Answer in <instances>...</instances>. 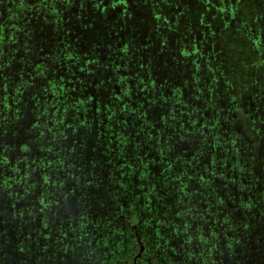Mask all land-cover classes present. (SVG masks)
Segmentation results:
<instances>
[{
	"label": "trees",
	"instance_id": "1",
	"mask_svg": "<svg viewBox=\"0 0 264 264\" xmlns=\"http://www.w3.org/2000/svg\"><path fill=\"white\" fill-rule=\"evenodd\" d=\"M209 2L186 34L137 8L0 0V264L103 243L118 264V213L177 257L161 264H264V0Z\"/></svg>",
	"mask_w": 264,
	"mask_h": 264
},
{
	"label": "flooded vegetation",
	"instance_id": "2",
	"mask_svg": "<svg viewBox=\"0 0 264 264\" xmlns=\"http://www.w3.org/2000/svg\"><path fill=\"white\" fill-rule=\"evenodd\" d=\"M198 1L202 2V6L201 8H199V4ZM210 0H88V2L95 4L97 6H101L102 8H104L105 6H108L110 10H114L113 12H116L120 15H115L117 17L121 18H128V14L124 15L125 12H127L129 10L133 11L135 10L134 8H137L138 11L136 12V17L141 16L140 18H149L152 19V21H154L155 24V28L158 31H165L168 30V28L165 29H161V25L163 24H171V25H176V28H180V29H187V23L189 22V19H199L201 20V23L198 22V25H200V28L203 27L204 29H207L208 27V23L206 21H203L204 19H207V17L209 16V14L211 13V11H209V7L211 6L209 3ZM218 1V6L221 10L220 13H218V18H223V10L225 5H219V3H225V2H230L232 4L233 7L236 8V14H239L240 16V0H211V2L215 3ZM203 3L205 4V6L203 5ZM218 8V9H219ZM262 16V14L260 15V17ZM256 19L257 15L256 13H252V23L251 26L253 28H255L256 26ZM183 20H187L185 21V24H183ZM192 22V21H191ZM161 24V25H160ZM181 24V26H180ZM184 25V26H183ZM192 25V24H191ZM172 30L169 29V32L174 31L175 29H173L171 27ZM197 29V28H196ZM186 34H192L190 30L187 29ZM191 35H187V37L183 38V39H177V42L173 43V54H176L174 52V50H178L177 48H180L179 52H181V54H183V57H187L189 56V59H183L182 57H180V60H174L171 59L170 63H179V65L183 64L185 65L186 63L191 61L193 52H192V48H191V44H192V40L188 37ZM206 61V59H204V61L202 63H204ZM124 80H126V78L124 77H117L115 82L119 83V82H124ZM164 81H167V79H165ZM109 207V206H107ZM106 207V208H107ZM122 216V214H121ZM121 216L118 217V219H123L128 223V227L129 228H133L134 233L132 234L131 231L133 230H129L130 234L136 235V234H140V232L136 231L137 226L135 225V223L132 220H127L126 218H122ZM127 226H125L124 228L121 229V231H124L127 229ZM116 230H120V227H118ZM142 235V234H141ZM129 236V234L125 233V235L123 236V239L127 238ZM124 244H126V246L129 249H139V251H141V253H148V251L150 252V256H153L152 250L153 247L147 243L144 242V244L141 245H137L134 244L133 241L129 240L127 242H124ZM145 246L147 247V250L145 249ZM156 244H155V249L156 250ZM124 249V247H123ZM128 250H124L125 252H128ZM138 251V250H137ZM140 257V256H139ZM130 263V262H129Z\"/></svg>",
	"mask_w": 264,
	"mask_h": 264
},
{
	"label": "rangeland",
	"instance_id": "3",
	"mask_svg": "<svg viewBox=\"0 0 264 264\" xmlns=\"http://www.w3.org/2000/svg\"><path fill=\"white\" fill-rule=\"evenodd\" d=\"M259 1L260 0H257V2H259ZM260 8L261 7L259 5L257 7V10H259ZM258 13L260 14L259 11L256 12V14H258ZM261 37H262V44L264 45V27L262 28V31H261ZM236 44H239V43L236 42ZM251 104L253 105V103H251ZM68 204H69V206H74V208L76 210H78V209L80 210V206H78V204H76L74 199L69 200ZM106 205H107L106 202H104L99 207L101 209L105 210L102 207H104ZM60 206H62V205H60ZM75 209H73V210H75ZM113 209H115V206L107 207V210H113ZM119 216H121L120 213L116 214V217H119ZM114 221H115L114 227L116 229L118 227L124 228L129 223L123 219H118V218H117V220L115 219ZM143 231L144 230H142V232L140 234H136L133 236L129 235L127 238L123 239V243L131 240L134 242V244H137L138 246L141 244H144V238L141 236V234L144 233ZM178 241H179L178 239L171 240V242H172L171 244H176ZM78 243H82V242H78ZM157 244H160L161 247L159 245H157L156 250L155 251L152 250V253L154 254L153 256H150L149 251H148V253H146V252L141 253V251H139V249H136V250L129 249L128 252H125L123 250V251H120L119 253L117 252L116 254H112V256H113L114 261L118 264H161L159 262V260L157 259V256H158V254H160L162 252H165L168 256H170L173 259L177 258L175 255H171V253H168L167 251H165L161 243L158 242ZM121 247H122V245H121ZM51 249H52L51 246H48L45 249L46 253L49 256H51V253H52ZM57 250L58 251L55 252L56 257L54 259H56V261L60 264H110V256L107 255L106 250H108V252H110L111 250H110V244L108 245L107 243H103L100 246H93V245L84 246L83 248L77 249V251L74 252L72 255L64 256L62 258L59 255V249H57ZM127 253H129L130 256H128ZM234 258H235V255H233L231 257H227V260H229L230 264H233L232 260ZM48 264H52V263L48 262Z\"/></svg>",
	"mask_w": 264,
	"mask_h": 264
}]
</instances>
